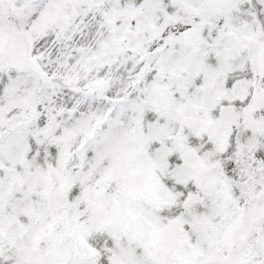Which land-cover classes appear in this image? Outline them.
<instances>
[{
  "label": "snow or ice",
  "instance_id": "obj_1",
  "mask_svg": "<svg viewBox=\"0 0 264 264\" xmlns=\"http://www.w3.org/2000/svg\"><path fill=\"white\" fill-rule=\"evenodd\" d=\"M0 264H264V0H0Z\"/></svg>",
  "mask_w": 264,
  "mask_h": 264
}]
</instances>
